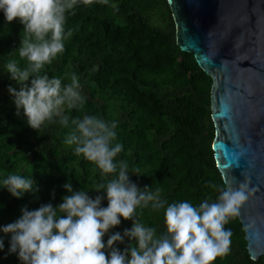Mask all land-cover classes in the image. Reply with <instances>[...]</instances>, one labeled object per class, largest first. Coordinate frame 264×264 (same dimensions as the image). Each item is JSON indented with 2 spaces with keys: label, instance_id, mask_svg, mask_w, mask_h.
<instances>
[{
  "label": "trees",
  "instance_id": "1",
  "mask_svg": "<svg viewBox=\"0 0 264 264\" xmlns=\"http://www.w3.org/2000/svg\"><path fill=\"white\" fill-rule=\"evenodd\" d=\"M115 5V7H113ZM66 13L65 30L72 36L65 41V51L43 70L64 84L75 73L86 98L83 109H65L69 125L58 119L35 131L25 119L15 115L8 92L16 82L6 70L9 60H20L13 52L19 45L23 25L8 23L0 12V181L10 173L33 177L39 191L13 197L0 188V227L17 220L27 207L35 210L43 204L54 207L73 191L85 190L91 198L105 197L96 192L104 177L100 170L65 139L72 128L71 120L94 115L106 122H117L113 145L123 146L116 161L129 165L130 180L141 189H160V198L168 204L187 201L198 206L202 201L216 202L225 184L217 169L212 150L215 127L211 119V77L196 63L192 53L181 51L176 43L175 23L167 0H109L78 4ZM215 185L216 188L211 187ZM2 186V185H0ZM54 192V197H53ZM157 235L166 232L164 209L137 208L136 217ZM131 220L121 218L120 225L105 235L121 233L132 227ZM230 230L231 243L226 255L214 264H264L261 256L252 259L247 251L245 232L238 217L224 225ZM0 236V264H21L16 253L9 254L11 234ZM135 243L124 237L114 247L121 251Z\"/></svg>",
  "mask_w": 264,
  "mask_h": 264
},
{
  "label": "clouds",
  "instance_id": "2",
  "mask_svg": "<svg viewBox=\"0 0 264 264\" xmlns=\"http://www.w3.org/2000/svg\"><path fill=\"white\" fill-rule=\"evenodd\" d=\"M95 2L108 4L109 0ZM81 3L90 5L94 0H0L5 20L23 25L20 45L9 56L15 52L20 60L27 61L24 67L15 59L7 62L6 70L16 82V86L9 85L8 92L15 115H22L35 131L57 119L68 126L65 109L84 107L86 98L75 73L64 84L61 78H50L43 72L65 51V41L72 36L71 30H65L66 13L74 14ZM71 125L65 143L75 145L76 155L93 163L102 176H112L93 189L106 193L107 207L101 206L103 195L93 199L83 189L73 191L69 181L63 187L70 195L64 196L59 205L22 208L17 220L0 227L3 234H11L9 254L16 253L21 264H214L217 257L228 253L232 233L224 225L238 215L248 199L246 184L237 189H218L216 202L205 199L193 206L182 201L165 208L167 202L160 198V189H141L130 180L128 163L115 160L123 148L119 143L113 145L117 122L84 115L72 119ZM0 185L17 199L39 191L33 177L18 173L8 174ZM149 204L154 210L164 209L165 233L157 235L155 228L135 219L137 208ZM121 218L131 220L132 227L123 235H109L105 244V235L120 225ZM124 237L135 243L121 251L114 245L124 243ZM3 248L0 236V250Z\"/></svg>",
  "mask_w": 264,
  "mask_h": 264
},
{
  "label": "water",
  "instance_id": "3",
  "mask_svg": "<svg viewBox=\"0 0 264 264\" xmlns=\"http://www.w3.org/2000/svg\"><path fill=\"white\" fill-rule=\"evenodd\" d=\"M176 43L211 77L212 150L225 189L247 185L236 215L264 259V0H167Z\"/></svg>",
  "mask_w": 264,
  "mask_h": 264
}]
</instances>
